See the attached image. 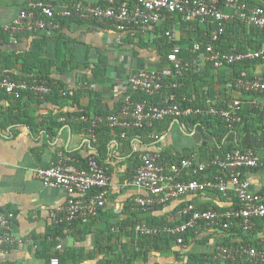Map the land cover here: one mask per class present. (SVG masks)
Segmentation results:
<instances>
[{"label":"crops","instance_id":"0c3cea01","mask_svg":"<svg viewBox=\"0 0 264 264\" xmlns=\"http://www.w3.org/2000/svg\"><path fill=\"white\" fill-rule=\"evenodd\" d=\"M30 1L36 0H0V42H4L0 46V76L5 73L15 81L29 78L38 73L36 59L52 60L54 65L47 77L57 91L63 88L70 95L78 93L82 108L93 106L89 114L95 110L114 114L125 97L133 98L135 92L127 83L131 73L161 71L169 66L164 32L172 30L175 43L187 51L208 30V25L200 20L188 24L174 14L156 25L122 31L109 23L58 17L56 29L16 35L4 32L2 29ZM40 1L50 3L56 12L76 4L104 3V0ZM246 1L254 6L264 5V0ZM222 11L234 13L229 7H222ZM227 29L225 44L242 43L250 50L261 45L258 30L234 22ZM190 60L192 69L180 80L178 91L193 105L240 100L242 120L238 124L226 129L212 120L186 124L183 119H169L154 130L160 134L158 140L141 131H131L121 138L116 129L102 128L95 134L97 143L88 138L81 125L60 120L61 113L79 112L62 95L46 102L30 94L12 100L0 92V210L14 215L12 232L22 240V244L0 255V264H46L51 256H57L59 264H197L193 255L203 256L200 264H234L222 262L218 257L222 245L264 243V219H256L253 229L246 233L238 230L237 222L226 231L199 223L187 231V240L180 244L169 237L150 239L134 231V226L141 222L158 228L184 223L181 209L189 202L197 208H214L220 213L237 207L232 195L212 191L183 195L144 210L135 207V198L150 196L144 189L125 184L132 178L142 153L156 155L164 169L183 158L192 157L194 163L208 162L229 148L249 149L264 157V113L253 111L250 106L251 100L260 99V95L234 87L233 66L214 69L197 56ZM23 63L27 70L23 69ZM246 70L250 76L264 75V61ZM100 72L102 75L95 77ZM166 91L165 87L161 95L145 100L159 102ZM90 156L108 167L110 183L105 206L88 221L77 220L62 227L54 224L50 213L65 203L67 195L62 189L45 187L33 177V169L61 160L85 169ZM214 172L193 174L188 170L182 172L181 180H200ZM242 178L253 193L264 198V166L245 169Z\"/></svg>","mask_w":264,"mask_h":264},{"label":"built area","instance_id":"2783aa9c","mask_svg":"<svg viewBox=\"0 0 264 264\" xmlns=\"http://www.w3.org/2000/svg\"><path fill=\"white\" fill-rule=\"evenodd\" d=\"M103 2L99 5L76 4L56 12L50 3L40 0L30 1L2 30L10 35H16L56 29L59 27L58 17H62L109 23L122 31L156 25L165 17L176 14L188 24L196 20L206 23L212 41L220 39L230 22H237L263 32L261 45L247 51L231 49L229 52H217L209 44L206 51L201 54L199 45L195 43L191 51L197 53L199 60L212 68L264 61V6L261 4L254 6L246 0H104ZM222 7H229L234 13L225 14ZM164 36L172 45L170 52L166 54L169 66L161 71H135L128 76L127 83L132 91L155 97L161 95L166 79L173 78L170 84L173 92L161 97L156 103L132 100L127 96L123 99L120 109L105 119L96 117L89 120L88 117L78 115L70 118L61 116L60 120L89 122L91 128L87 136L92 142H96L94 128L99 123H105L111 129H119L121 138H124L129 130L153 128L168 119L214 117L224 121L228 128L238 124L241 121L239 115L241 101L238 99H224L220 104L209 102L206 105L186 107L180 105L179 101L186 99L183 97L179 100L175 90L178 89V80L185 77L192 69L193 61L185 62L180 59L181 48L175 43V34L172 30L166 31ZM233 84L239 91L260 95V99L251 100L250 106L264 111V75L250 76L247 70H243L233 79ZM0 91L12 100H19L26 92L43 99L51 88L46 81L33 80L27 83L6 76L0 80ZM67 93L69 91L65 89L61 91L63 96ZM159 137L156 131L150 134L153 140H158ZM157 159L156 155L142 153L140 162L133 170L132 178L125 183L130 187L144 189L150 195L135 198L133 201L135 207L144 210L176 197L205 191L222 195L231 194L236 197L239 207L220 213L214 208H197L189 202L181 209V216L187 217L184 223L174 227L158 228L141 222L134 226L137 235L154 238L168 234L176 237V242L180 244L183 242L181 235L199 223L226 231L237 222L242 230L249 232L255 226L256 219H264V198L253 193L249 183L242 178V171L245 169L264 166V157L252 150L231 149L204 163H194L192 157L183 158L177 163L169 164L167 169H164ZM188 170L193 174H205L208 170L215 172L211 177L182 181V172ZM33 177L41 181L45 187L62 189L67 195L65 203L50 213L51 220L56 225H71L77 220L88 221L105 206L110 183L108 167L100 164L93 156L87 158L85 169H77L70 161L61 160L48 167L33 169ZM13 218L12 213L0 210V255L22 244V240L12 232ZM60 248V245L56 247L57 250ZM218 257L222 262L238 258L244 263L264 264V243L260 248L250 245L238 247L222 245ZM46 264H59V259L57 256H51Z\"/></svg>","mask_w":264,"mask_h":264},{"label":"trees","instance_id":"16d2710c","mask_svg":"<svg viewBox=\"0 0 264 264\" xmlns=\"http://www.w3.org/2000/svg\"><path fill=\"white\" fill-rule=\"evenodd\" d=\"M264 6V5H263ZM234 24L235 25H240L239 23H237V22H234ZM0 32H2L1 30H0ZM165 33V32H164ZM227 33H228V29L226 28V30H225V33L220 37V39L219 40H217V41H212V39H211V36H210V33H209V31L207 30L206 31V35L204 36V37H202V40H200L199 42H196L198 45H199V52H205L206 51V47H207V45H212L213 46V48L215 49V51H217V52H222V51H226V52H229V51H231V49H234V50H238V51H247V50H249V49H246V46L245 45H243L242 43H239L238 45H234L233 43H227V44H225L224 43V40H225V38L226 39H228L227 38ZM259 33H260V35L262 36V34H263V32H261V31H259ZM165 37V36H164ZM227 41V40H226ZM166 42V44H167V48H168V52L167 53H169L170 52V48H171V43H168V41L166 40L165 41ZM3 41L2 42H0V46H2L3 45ZM195 44V43H194ZM194 44H192V45H190V48L189 49H187V51H185V50H181L180 51V55H179V57H180V59L181 60H183V61H185V62H189V61H191L190 59H191V57L193 58L194 56H197V53H193L192 51H191V48L193 47V45ZM59 50H60V46H57V51L59 52ZM253 50V49H252ZM166 53V54H167ZM30 59V58H29ZM258 61H253V62H246V63H239V64H235V65H232L234 68H235V77L234 78H236V77H238V75L240 74V72L241 71H243V70H246L248 67H250L251 65H253V64H255V63H257ZM35 68H37V70H38V73L36 74V75H34V76H32V77H29V78H20V79H18L17 81H23V82H27V83H30L31 81H33V80H37V81H47L46 83L49 85V87L51 88V91L49 92V94H47V95H45L44 96V100L47 102V101H51V98H53V97H58L59 95L61 96L62 94H61V91L63 90V88H60L58 91L56 90V87H55V85L54 84H52V82H51V80L47 77V75L50 73V68H51V66L52 65H54V63L52 62V60L50 61V60H39V59H36L35 60ZM208 66H210L209 64H208ZM211 67V66H210ZM231 67V66H230ZM33 68V67H32ZM23 69H25V70H27V66H26V64H24L23 63ZM191 71V70H190ZM188 74H190V72L188 73ZM188 74L185 76V77H187L188 76ZM102 75V72H100V73H97V74H95V77H99V76H101ZM7 75L4 73L3 75H1L0 76V80L1 79H3L4 77H6ZM185 77H183V78H180L179 80H178V88H179V82H181L180 80H182V79H184ZM9 78L10 79H13V80H16V79H14L13 77H11V76H9ZM172 80H173V78H167L166 79V81H165V87L167 88V91H166V93L164 94L165 96L166 95H168L170 92H173V90L171 89V86H170V84H171V82H172ZM51 83V84H50ZM165 87H163V88H165ZM2 94H4L2 91H0ZM175 92H176V94L178 95V97H179V100H181L182 98H183V96L181 95V93L178 91V89L177 90H175ZM33 95L32 93H23L22 94V96H25V95ZM132 94H134V93H132ZM5 95V94H4ZM21 96V97H22ZM34 97H36L35 95H33ZM62 97H65L66 99H68L69 101H71V106H77L78 108H79V112H67V113H61L62 115H60V117L61 116H66L67 118L69 117H72V116H74V117H77L78 115H81V116H85V117H88V119L89 120H93L94 118H96V117H100V118H102V119H105L108 115H111V114H113V113H108V114H105V113H102V112H100V110H95L92 114H89V111L91 110V109H93L92 107H88V108H82L80 105H79V101H80V98L78 97V93H74V94H69V93H67L66 95H62ZM144 97V98H143ZM148 96L147 95H145V94H142V93H137V92H135V95L133 96V98H132V100H138V101H144V102H146V103H155V102H151V101H146L145 99L147 98ZM179 103H180V105L182 106V107H186V106H191V105H193V104H191V103H189V101H187V100H182V101H179ZM251 110H253V111H256V112H259V113H264V111H261V110H259V109H257V108H253V107H251ZM118 111V110H117ZM117 111H115L114 112V114L117 112ZM68 120V119H67ZM169 120V119H168ZM168 120H165L166 122L168 121ZM182 120V119H181ZM185 122H186V124L187 123H192V124H195V123H201V124H203V122H205V121H208V120H212V121H214V123H216V125L218 126V127H223V128H226V129H229L228 128V126H227V124L224 122V121H222L221 119H219V118H214V117H191V118H187V119H183ZM242 120V119H241ZM165 121H163V122H165ZM163 122H160V123H158V124H156L153 128H147V129H132V130H129V131H127V134L129 133V132H131V131H141V132H146V133H148L149 135L154 131V130H156V128L158 127V125L159 124H161V123H163ZM75 123H77V124H79V125H81L82 127H84V130H85V132L86 133H88V130L91 128V125H90V123L88 122V123H84V122H81V121H78V122H74V124ZM102 128L103 129H105V130H110L111 128H109L105 123H99V124H97V126L94 128V132H95V134L96 135H98V132L100 131V130H102ZM116 131L118 132V136H120V130L119 129H116ZM159 134V133H158ZM160 135V134H159ZM98 141V140H97ZM96 141V142H97ZM98 143V142H97ZM96 143V144H97ZM232 148H229V149H227V150H231ZM241 150V149H240ZM223 154V153H222ZM221 154V155H222ZM96 159V158H95ZM97 160V159H96ZM98 161V160H97ZM99 162V161H98ZM100 164H102L101 162H99ZM214 174V173H213ZM212 176V175H211ZM210 176V177H211ZM231 195V194H230ZM233 196V195H232ZM234 197V196H233ZM235 198V201H236V204H237V207H239V203H238V201H237V199H236V197H234ZM236 207V208H237ZM184 222L185 221H187V217H184V220H183ZM200 224H203V223H200ZM234 225V224H233ZM232 225V226H233ZM231 226V227H232ZM61 227H62V225H61ZM194 228V227H193ZM193 228H189L190 229V231L191 230H193ZM189 229H187V231L189 230ZM230 229V228H229ZM238 230L239 231H241V232H244V233H246L247 231H244V230H242L239 226H238ZM185 232V233H183L181 236H182V238H183V242L185 243V240H187V233L189 232ZM142 237H144V236H142ZM166 237H169V238H171V239H173L174 241H176V237H174V236H171V235H168V234H161L160 236H158V237H146V238H150V239H161V238H166ZM187 242V241H186ZM183 243V244H184ZM223 246H225V245H223ZM239 246H241V245H239ZM242 246H247V245H242ZM231 247V246H230ZM236 247V246H235ZM238 247V246H237ZM253 247H256V248H260V247H262V244H260V245H255V246H253ZM218 256H219V250H218ZM50 258V257H49ZM202 258H203V256H201V255H193L192 256V260L195 262V263H197V264H200L201 263V260H202ZM49 260V259H48ZM227 263H236V264H249V263H244V262H242L240 259H238V258H236L235 260H228V261H226Z\"/></svg>","mask_w":264,"mask_h":264}]
</instances>
